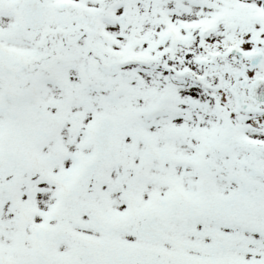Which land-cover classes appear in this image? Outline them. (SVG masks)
<instances>
[{
  "label": "snow or ice",
  "instance_id": "1",
  "mask_svg": "<svg viewBox=\"0 0 264 264\" xmlns=\"http://www.w3.org/2000/svg\"><path fill=\"white\" fill-rule=\"evenodd\" d=\"M0 264H264V0H0Z\"/></svg>",
  "mask_w": 264,
  "mask_h": 264
}]
</instances>
